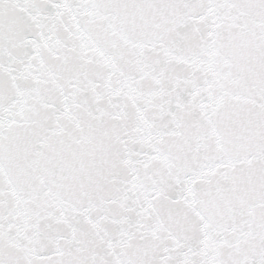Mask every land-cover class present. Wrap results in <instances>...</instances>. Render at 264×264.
I'll use <instances>...</instances> for the list:
<instances>
[{
    "label": "snow or ice",
    "instance_id": "obj_1",
    "mask_svg": "<svg viewBox=\"0 0 264 264\" xmlns=\"http://www.w3.org/2000/svg\"><path fill=\"white\" fill-rule=\"evenodd\" d=\"M0 264H264V0H0Z\"/></svg>",
    "mask_w": 264,
    "mask_h": 264
}]
</instances>
